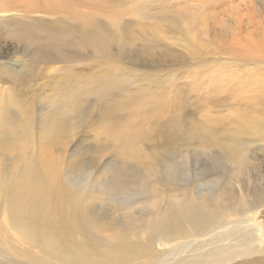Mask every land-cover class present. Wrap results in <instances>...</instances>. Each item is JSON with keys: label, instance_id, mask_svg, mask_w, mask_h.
Wrapping results in <instances>:
<instances>
[{"label": "rangeland", "instance_id": "374dc122", "mask_svg": "<svg viewBox=\"0 0 264 264\" xmlns=\"http://www.w3.org/2000/svg\"><path fill=\"white\" fill-rule=\"evenodd\" d=\"M5 1L0 172L24 142L21 165L65 186L102 241L208 206L178 223L181 248L264 201V0ZM163 233L159 251L177 242Z\"/></svg>", "mask_w": 264, "mask_h": 264}, {"label": "bare ground", "instance_id": "6f19581e", "mask_svg": "<svg viewBox=\"0 0 264 264\" xmlns=\"http://www.w3.org/2000/svg\"><path fill=\"white\" fill-rule=\"evenodd\" d=\"M20 1L28 13H33L29 0ZM8 10L7 2L0 0V15ZM27 151L23 142L15 171L0 172V264H264V221L260 216L264 201L250 206L244 217L236 215L229 229L211 233L214 239L190 241L181 248L178 223L206 222L209 214L201 218L195 215L208 213V206L181 201L164 218H149L141 226H137V220L129 222L114 232L108 239L111 241H102L83 211L68 208L74 204L65 186L57 196L49 179L38 181L34 165H21ZM18 168L23 173H18ZM43 168L48 171L47 165ZM42 175L50 176L49 171ZM163 230L177 232V242L159 251L158 245L168 240ZM92 249L96 252L89 253Z\"/></svg>", "mask_w": 264, "mask_h": 264}]
</instances>
